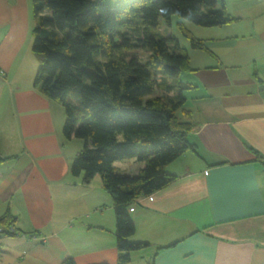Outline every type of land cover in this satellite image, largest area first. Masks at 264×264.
<instances>
[{
  "label": "crops",
  "instance_id": "1",
  "mask_svg": "<svg viewBox=\"0 0 264 264\" xmlns=\"http://www.w3.org/2000/svg\"><path fill=\"white\" fill-rule=\"evenodd\" d=\"M222 1L235 19L191 31L207 51L184 47L178 75L191 148L165 166L171 183L127 207L130 239L147 243L127 264H264V0ZM33 23L30 0H0V216L14 231L0 264H115L111 197L99 175L70 173L83 141L64 140L62 106L33 83Z\"/></svg>",
  "mask_w": 264,
  "mask_h": 264
},
{
  "label": "trees",
  "instance_id": "2",
  "mask_svg": "<svg viewBox=\"0 0 264 264\" xmlns=\"http://www.w3.org/2000/svg\"><path fill=\"white\" fill-rule=\"evenodd\" d=\"M31 52L37 62L34 85L64 111L62 133L82 139L69 169L88 183L99 175L111 197L117 261L127 264L132 251L147 243L133 241L127 207L135 198L171 183L165 166L191 148L190 121L177 117L185 88L178 80L188 70L186 48L159 27H175L189 47L206 50L181 19L199 26L232 22L222 0H30ZM140 52L146 57L140 59ZM159 90V93H155ZM135 158L136 174L119 172L113 162ZM4 158L0 156V161ZM11 225L8 212L0 216ZM61 264H75L66 258ZM94 264H109L105 262Z\"/></svg>",
  "mask_w": 264,
  "mask_h": 264
},
{
  "label": "rangeland",
  "instance_id": "3",
  "mask_svg": "<svg viewBox=\"0 0 264 264\" xmlns=\"http://www.w3.org/2000/svg\"><path fill=\"white\" fill-rule=\"evenodd\" d=\"M104 3L109 4V5H116L118 4L121 0H102ZM179 20V18L177 16H173L171 18V25L169 27L165 26L164 24H161V26L159 27V30L164 34V35H173L180 46L183 47H189L188 44V40L182 36L179 31L176 29L175 27V22ZM183 24L186 26V28H188L190 31H192L195 35H202L200 29L204 28L201 27L199 25H195L194 23H192L190 20L187 19H181ZM204 30V29H202ZM146 57V53L145 52H140V59H144ZM159 90H156L155 93H159ZM178 114V113H177ZM64 140H69L66 139L64 137ZM72 140H82L76 137H72ZM83 144V143H82ZM71 146H73V144H71ZM123 172V171H121ZM125 173V172H124ZM139 262L143 263L141 261V259H139ZM134 264H136V262H134Z\"/></svg>",
  "mask_w": 264,
  "mask_h": 264
},
{
  "label": "built area",
  "instance_id": "4",
  "mask_svg": "<svg viewBox=\"0 0 264 264\" xmlns=\"http://www.w3.org/2000/svg\"><path fill=\"white\" fill-rule=\"evenodd\" d=\"M13 227L12 226H8V227H3L0 226V234H8V233H13Z\"/></svg>",
  "mask_w": 264,
  "mask_h": 264
}]
</instances>
